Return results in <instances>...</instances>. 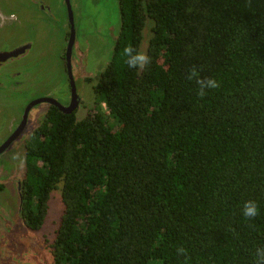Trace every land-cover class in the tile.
Instances as JSON below:
<instances>
[{"label":"trees","instance_id":"obj_1","mask_svg":"<svg viewBox=\"0 0 264 264\" xmlns=\"http://www.w3.org/2000/svg\"><path fill=\"white\" fill-rule=\"evenodd\" d=\"M119 2L96 111L51 107L28 138L27 225L59 190L55 264H264V0Z\"/></svg>","mask_w":264,"mask_h":264},{"label":"flooded vegetation","instance_id":"obj_2","mask_svg":"<svg viewBox=\"0 0 264 264\" xmlns=\"http://www.w3.org/2000/svg\"><path fill=\"white\" fill-rule=\"evenodd\" d=\"M24 1L14 0L13 6L17 2V5L22 4L23 8L29 9V6L24 5ZM1 2L5 0H0V8H2L0 13L5 14V18H0V93L9 94L12 91L20 92L21 88L35 87L42 80V71L40 70L41 63L35 57H31L35 46L34 40L32 38L20 40L19 36L15 35L19 34V27H23L20 18L16 15L17 11L12 9L8 13L3 9ZM66 7V48L63 56L66 84L63 82L61 88L57 87L54 95L49 93L42 98L27 101L20 118L13 120L6 129L0 127V157H3L7 151L15 149V146L20 143L26 147L28 138L41 125L51 107L62 111L57 104L65 109L77 103L75 110L70 113L77 116L84 106L91 103L97 108L96 87L113 60L114 50L122 30V15L121 28L114 38L110 56L102 61L103 53H101V58L97 61L95 55L98 51H91V44L86 45L85 38L81 37V41L78 39L76 15L71 0H66ZM35 9L38 11V8ZM32 13H34L33 9ZM9 37H17L14 39L17 41L10 45L4 44ZM43 72L45 77L51 73ZM49 98L54 99L57 104L47 101L39 103L40 100ZM25 114H27L26 119ZM3 158L4 166L0 169V208L4 204L13 203L14 215L3 213L0 249L5 248L11 252L9 259L15 260L14 264H55L52 254L54 241L47 247L44 242L37 239V233L40 230L31 229L23 214L25 167L19 169L18 164L20 163L15 153H10L8 157ZM15 249L19 252L14 253Z\"/></svg>","mask_w":264,"mask_h":264},{"label":"rangeland","instance_id":"obj_3","mask_svg":"<svg viewBox=\"0 0 264 264\" xmlns=\"http://www.w3.org/2000/svg\"><path fill=\"white\" fill-rule=\"evenodd\" d=\"M71 2L76 15L78 39L85 38L86 45L91 44V51H98L95 55L97 61L103 53V61L110 56L114 38L121 28L119 0H71ZM1 3L3 9L8 13L12 9L17 11L15 13L20 18L23 27L20 26L19 34L15 35L19 36L20 40L27 38L34 40L35 46L31 57H35L41 63L40 70L42 71V80L35 87L21 88L22 91H12L9 94L4 91L5 94L0 93V127L6 129L13 120L20 118L27 101L42 98L49 93L54 95L57 87L61 88L63 82L66 84L63 56L66 48L67 7L66 0H25L23 3L29 6V9L23 8L22 4L17 5V2L13 6L14 0H5ZM35 8H38V11ZM32 9L34 13H32ZM4 15L0 13V18H5ZM149 29L150 27L146 30L144 47L151 37ZM15 38L17 37H9L4 44L10 45L12 42H16ZM43 71L51 73L45 77ZM103 107L105 110V105ZM95 110V106H92L91 103L78 112V117L84 118ZM10 153L17 154L20 163L18 167L24 169L26 167L25 145L23 143L16 145L15 149L7 151L3 157H8ZM3 157H0V169L4 166ZM13 206V203H7L0 208V231L3 213L14 215ZM63 211L64 206L58 190L52 196L46 221L36 237L47 247L55 240ZM17 252L19 251L15 249L14 253ZM10 256L11 252L8 249H0V264H14L15 260L9 259Z\"/></svg>","mask_w":264,"mask_h":264},{"label":"clouds","instance_id":"obj_4","mask_svg":"<svg viewBox=\"0 0 264 264\" xmlns=\"http://www.w3.org/2000/svg\"><path fill=\"white\" fill-rule=\"evenodd\" d=\"M124 55L126 56V65L129 69H143L149 62L150 57L146 52L137 50L133 53L132 47H126L124 49ZM200 85V94H203L205 89H212L217 87V82L214 79L198 80ZM259 213V205L253 199H249L243 202V216L247 219L256 217Z\"/></svg>","mask_w":264,"mask_h":264},{"label":"water","instance_id":"obj_5","mask_svg":"<svg viewBox=\"0 0 264 264\" xmlns=\"http://www.w3.org/2000/svg\"><path fill=\"white\" fill-rule=\"evenodd\" d=\"M42 101H47V102H50V103H52V104H57L56 103V101L54 100V99H42V100H40L39 101V103L40 102H42ZM38 102V101H37ZM35 104H36V102H35ZM59 107H60V109L64 112V113H66V114H70V113H72L74 110H75V108L77 107V103H75V104H73L71 107H69V108H63L62 106H60L59 104H57ZM26 115L27 114H25V119H26ZM13 138H15V137H13ZM12 138V139H13Z\"/></svg>","mask_w":264,"mask_h":264}]
</instances>
